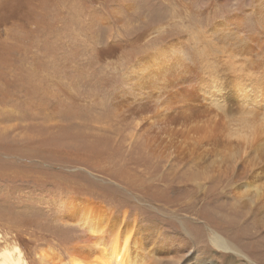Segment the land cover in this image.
Here are the masks:
<instances>
[{
  "label": "rangeland",
  "instance_id": "rangeland-1",
  "mask_svg": "<svg viewBox=\"0 0 264 264\" xmlns=\"http://www.w3.org/2000/svg\"><path fill=\"white\" fill-rule=\"evenodd\" d=\"M263 46L264 0H0V249L91 264L93 225L128 231L160 264H264V228L220 215L264 193L229 166L235 139L262 125L245 109L264 110ZM183 93L198 112L175 103ZM191 136L205 154L182 150Z\"/></svg>",
  "mask_w": 264,
  "mask_h": 264
},
{
  "label": "bare ground",
  "instance_id": "bare-ground-1",
  "mask_svg": "<svg viewBox=\"0 0 264 264\" xmlns=\"http://www.w3.org/2000/svg\"><path fill=\"white\" fill-rule=\"evenodd\" d=\"M246 44V43H245ZM246 47V46H245ZM264 47V46H263ZM213 68V67H212ZM211 68V70H212ZM219 68V67H218ZM252 75V74H251ZM210 76V75H209ZM235 77V76H233ZM263 78V77H262ZM234 79V78H233ZM260 79V78H258ZM237 80V79H236ZM255 81V80H254ZM258 81V80H257ZM260 81V80H259ZM164 83V82H163ZM166 83V82H165ZM243 83V82H242ZM259 83V82H258ZM230 84V83H229ZM228 84V85H229ZM250 84V83H249ZM239 85V84H238ZM237 85V87H238ZM247 85V84H246ZM252 85V83H251ZM239 86H242L241 84ZM249 87V85H247ZM254 86V84H253ZM263 86V85H262ZM246 88V87H245ZM264 88V87H263ZM241 89V87H240ZM258 89V88H257ZM250 91V90H249ZM264 91V90H262ZM235 92V91H233ZM232 92V93H233ZM257 94V91L256 93ZM247 95V94H245ZM253 95V93H252ZM263 95V94H262ZM191 96V95H190ZM239 97V95H237ZM236 96V97H237ZM235 97V98H236ZM255 97V96H254ZM260 97V96H259ZM173 98V97H172ZM241 98V97H239ZM252 98V96H251ZM169 98L165 99V100H168ZM171 99V98H170ZM181 99V100H180ZM190 97L189 96H186L185 93L181 94L177 100L175 101V103L177 102L178 105L181 107L180 109L182 110L183 106L182 105H186V110L191 112V114H193L195 111L198 112V110H196L195 108H190L189 107V104L187 101H189ZM194 99V98H193ZM242 99V98H241ZM191 100V99H190ZM240 100V99H239ZM245 100V99H243ZM242 100V101H243ZM170 101V100H169ZM174 101V100H173ZM172 101V102H173ZM164 102V100L162 101ZM262 102V101H261ZM169 103V102H168ZM173 102V104H175ZM229 103V102H228ZM163 104V103H162ZM171 104V103H169ZM193 104V103H191ZM231 104V103H230ZM248 104V103H247ZM224 105V104H223ZM244 105V104H243ZM263 105V104H262ZM160 106V105H159ZM164 106L167 107V104H165ZM163 106V107H164ZM170 106V105H169ZM195 106V105H194ZM256 106H257V103H256ZM260 106V105H259ZM162 107V106H161ZM191 107H193L191 105ZM219 107V106H218ZM221 107V106H220ZM227 107V106H226ZM236 107V106H235ZM242 107V106H241ZM245 107V106H244ZM255 107V105H254ZM261 107V106H260ZM263 107V106H262ZM177 108V107H176ZM224 108V106H223ZM253 108V107H252ZM251 108V109H252ZM170 109V108H169ZM178 109V108H177ZM205 109V108H204ZM207 109V108H206ZM222 109V108H221ZM219 109V110H221ZM244 108H241V112H240V108L239 107H236L235 108V112L237 113H242V110ZM171 110V109H170ZM217 110V109H216ZM231 110V109H230ZM169 111V110H168ZM173 111V110H172ZM180 111V110H178ZM204 111V110H203ZM218 111V110H217ZM166 112V111H165ZM177 112V111H176ZM182 112V111H181ZM184 112V111H183ZM200 112V111H199ZM214 112V111H213ZM232 112V111H231ZM234 112V111H233ZM245 112L246 114H248L247 116L249 117H252L258 121V122H261L260 125L261 127H256V129L253 128V132H248L250 133V135H248V137H238L237 139H234L236 140V142L234 143L235 145H237V150L238 153L236 155H230V157H232V159L230 158L231 160V165L229 164V166H231V172L235 175V178L236 179H239L245 168H249L250 172H251V175H249V179H245L244 181H242L238 186L240 187H248L252 182H254V184L258 183V182H264V175L262 172H264V167L263 169H259L258 166L261 165L262 163L258 160H256V158H258L259 156L256 155L259 153L261 147L259 148V145H264V137L261 139L262 141L259 140V137L261 135H264V117L260 116V114H263L264 115V110L263 109H255V111H251L249 109H245ZM187 113V112H186ZM207 113V112H206ZM225 113V112H223ZM202 114V113H200ZM199 114V115H200ZM208 114V113H207ZM210 114V113H209ZM213 114V113H212ZM215 114V113H214ZM236 114V113H235ZM198 115V114H197ZM216 115H218L216 113ZM219 116H220V113H219ZM236 116V115H235ZM239 116V115H238ZM201 117V116H200ZM205 117H206V114H205ZM213 117V116H212ZM236 118H238L236 116ZM240 118H242V116H239L238 120L239 123L240 121ZM206 119V118H205ZM234 119V118H233ZM249 120V118H246ZM215 120V118H214ZM213 120V121H214ZM217 120H221L217 118ZM236 120V119H235ZM234 120V121H235ZM154 121V120H153ZM216 121V120H215ZM214 121V123H215ZM226 121V120H225ZM218 122V121H217ZM222 122V121H221ZM227 122V121H226ZM247 122V127H248V124H251V123H255V121H248L246 120ZM230 123H232L230 121ZM234 123V122H233ZM200 124V123H199ZM218 124V123H217ZM225 125V123H223ZM226 125H229V124H226ZM170 126V125H169ZM172 126V125H171ZM241 126V125H240ZM220 127V126H219ZM231 127V126H230ZM241 128L240 130L242 131V127H239ZM249 128V127H248ZM202 129V128H201ZM225 129H226V126H225ZM228 131H229V128L227 127ZM235 129V128H234ZM164 130V129H163ZM232 130V129H231ZM227 130H225L224 132H228ZM233 131V130H232ZM244 131V130H243ZM245 131V132H247ZM203 132V131H201ZM222 132V130H221ZM231 132V131H230ZM230 132H228L227 134H229ZM239 132V131H238ZM237 132V133H238ZM166 133V131H165ZM204 133V132H203ZM220 133V132H219ZM223 133V132H222ZM233 133V132H232ZM226 134V133H225ZM224 134V135H225ZM235 134V133H234ZM240 134V132H239ZM241 135V134H240ZM246 135V134H245ZM234 136V135H233ZM192 137V136H191ZM222 137V136H221ZM236 137V136H235ZM262 137V136H261ZM217 138V137H216ZM187 139L189 140H182L180 142V145L182 150L192 156V157H196L197 156V153L198 151L200 150V148L202 149L203 147H205L203 150H202V153L205 154V152H207L205 149L207 146L210 145L209 142L205 143V142H199L200 140L198 139V136L197 137H188ZM220 139V138H219ZM238 142V143H237ZM201 143V144H200ZM216 143V142H215ZM219 146H231L232 144L227 141V140H221L218 142ZM184 145V146H182ZM212 149V147H211ZM210 150V149H209ZM213 151V150H212ZM226 151V150H225ZM212 154V153H211ZM223 154V153H222ZM260 154V153H259ZM264 154V153H263ZM229 158V157H228ZM233 160V161H232ZM230 162V161H229ZM262 173V176H259L260 174ZM246 174V173H245ZM196 177V176H195ZM233 177V176H232ZM254 179V180H252ZM260 184H257L255 185V187H259ZM237 186V187H238ZM263 186H264V183H263ZM237 187L235 188L236 191H235V194H237ZM255 201H256V210L255 208L253 209V211H250L249 213L246 212V213H238V214H235L234 216L231 215L230 213H233L232 211L230 212H220V215H223L224 218L227 220L226 222L229 223V226H231L232 228H235L236 231L238 232H242V233H252L254 231V228H257V230H262L264 228V193L263 194H260L258 191L255 192ZM254 201V202H255ZM258 202V203H257ZM254 204V203H253ZM209 205V204H208ZM235 217H238L237 219ZM244 219H243V218ZM94 224V223H93ZM115 224V223H114ZM85 225V224H84ZM118 224H115L113 225L116 226ZM88 226V225H87ZM85 227V226H84ZM86 228V227H85ZM89 228V226L87 227ZM125 228V227H124ZM253 228V229H252ZM98 229V228H97ZM118 229V228H117ZM89 231V230H88ZM114 232H103V233H99L96 231L95 229V226L91 225V228H90V235L87 237L85 244L83 246V248L85 247V251L88 255H89V260H95V261H91V264H160V259L157 260L155 259L154 257H146V259H144L143 255L141 253L138 252L137 248L135 247V245L131 242H129V234L128 231H122V235H120L119 233L115 232V230L113 229ZM163 232V231H162ZM85 233V232H84ZM175 234V233H174ZM93 235H95L94 237H92ZM176 235V234H175ZM157 236V235H156ZM178 236V235H177ZM165 237V236H164ZM151 238V237H150ZM181 238V236H180ZM131 240V238H130ZM211 243L213 244V246H216L218 247L220 250H222L223 252L224 251H229L230 250V247L227 243L226 240H224L222 238V235L221 237L218 235V234H213V236L211 237ZM174 241V240H172ZM84 242V241H83ZM183 242V241H180V243ZM78 243V242H77ZM210 244V243H209ZM171 245H172V242H171ZM140 246V245H139ZM160 246V245H159ZM158 246V247H159ZM175 247V246H174ZM79 248V247H78ZM141 249V248H140ZM160 249V248H159ZM175 249V248H174ZM95 252V254L93 252ZM141 251V250H140ZM174 251V250H173ZM172 251V252H173ZM178 251V250H177ZM176 251V252H177ZM205 251V250H204ZM234 253V252H232ZM75 253H73L74 255ZM80 254V253H79ZM82 255V253H81ZM80 255V256H81ZM86 255V254H85ZM150 255V254H148ZM154 256V255H153ZM70 257V256H69ZM72 257V256H71ZM184 257V256H183ZM233 259V257H232ZM68 260V258H67ZM70 260V259H69ZM24 261V260H23ZM74 262V264H85V263H81L77 260H72ZM203 264H217L215 260H209V261H212V262H209L208 260H201ZM171 262V261H170ZM225 262V261H224ZM71 264V263H70ZM186 264V263H185ZM191 264V263H189ZM199 264V263H198ZM227 264H230V262H228Z\"/></svg>",
  "mask_w": 264,
  "mask_h": 264
},
{
  "label": "clouds",
  "instance_id": "clouds-1",
  "mask_svg": "<svg viewBox=\"0 0 264 264\" xmlns=\"http://www.w3.org/2000/svg\"><path fill=\"white\" fill-rule=\"evenodd\" d=\"M22 257L23 253L18 244L0 249V264H26Z\"/></svg>",
  "mask_w": 264,
  "mask_h": 264
},
{
  "label": "water",
  "instance_id": "water-1",
  "mask_svg": "<svg viewBox=\"0 0 264 264\" xmlns=\"http://www.w3.org/2000/svg\"><path fill=\"white\" fill-rule=\"evenodd\" d=\"M114 223L119 225L121 223V219H117V221L113 220L112 225H115Z\"/></svg>",
  "mask_w": 264,
  "mask_h": 264
}]
</instances>
